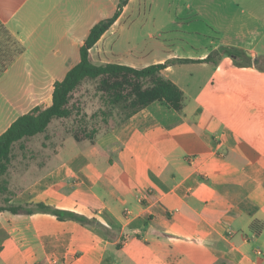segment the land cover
I'll list each match as a JSON object with an SVG mask.
<instances>
[{"label": "crops", "instance_id": "1", "mask_svg": "<svg viewBox=\"0 0 264 264\" xmlns=\"http://www.w3.org/2000/svg\"><path fill=\"white\" fill-rule=\"evenodd\" d=\"M118 2L0 0V71L37 58L39 44L76 43L80 52ZM152 2L130 0L91 59L102 64L111 51L120 61L110 62L143 68L205 59L221 47L264 56V0H204V44L190 35L199 52L179 55L171 41L146 49L121 39L128 14ZM11 39L14 50L17 42L24 47L19 56L10 54ZM62 47L60 61L41 65L44 80L32 79L23 96L2 92L8 106L0 135L35 106L52 104L54 83L80 61L66 67ZM238 61L223 53L218 63L169 65L162 74L184 90L182 112L156 101L85 139L88 147L51 165L15 198L19 204L9 197L0 203H44L96 220L83 225L39 210H0V264H264V70ZM31 138L19 142L24 151ZM48 146L39 151L60 154Z\"/></svg>", "mask_w": 264, "mask_h": 264}, {"label": "rangeland", "instance_id": "2", "mask_svg": "<svg viewBox=\"0 0 264 264\" xmlns=\"http://www.w3.org/2000/svg\"><path fill=\"white\" fill-rule=\"evenodd\" d=\"M151 4V7H141L140 10L131 11L128 14L118 28L121 39L124 38V42L132 45L138 43L146 49L156 48L157 41H171L172 48L180 47V50L175 51L178 55L199 52L197 51L199 45H196V40L190 35H197L200 43L204 44V0H153ZM1 34L4 38L3 32ZM81 34L83 33L80 32ZM12 42L11 39V56L16 53V50H24L21 44H17L14 50ZM62 46H65L70 56L66 61V67L78 62L80 52L76 43L72 45L39 44L37 58L28 56L12 71L8 73L0 71L2 72L0 74V127L3 125L8 106L5 107L6 102L2 92L7 93L8 90L11 98H18L23 96V91L30 85L32 79L44 80L45 71H41V65L50 60L60 61L58 57L60 58L61 49L64 48ZM109 53L108 56L101 57L102 64L111 60L120 61L118 56L112 55L111 51ZM95 59L98 60V56ZM1 63H5V60H0V65ZM98 83L99 79L84 80L73 93L71 106L74 107V115L66 119L55 118L46 133L37 134L29 140L27 150L20 148L21 142L14 145L8 171L5 174L0 173V203L5 202L8 197L15 200L38 177L45 174L51 165L68 159L74 151L88 147V141H77L74 138L76 131L84 135V131L91 132L93 129L99 131L106 126H116L126 122L127 111L110 105L107 97L98 90ZM46 135L49 136L46 137ZM42 143L49 144V149H59L60 154L46 156L47 152L39 151ZM46 158L47 165L39 166L38 164ZM4 187H7V190H3ZM15 204L19 203L15 200ZM33 206L36 207L37 204Z\"/></svg>", "mask_w": 264, "mask_h": 264}, {"label": "trees", "instance_id": "3", "mask_svg": "<svg viewBox=\"0 0 264 264\" xmlns=\"http://www.w3.org/2000/svg\"><path fill=\"white\" fill-rule=\"evenodd\" d=\"M129 1L119 0L113 15L100 20L91 28L84 44L80 47V61L67 71L62 80H57L54 83L52 104L49 106L43 104L35 106L29 112L20 115L0 135L1 174H5L9 169L15 143L46 132L55 118L66 119L74 115V107L71 106L73 93L86 79H99L98 90L107 97L110 105L127 111L125 118L127 121L132 115L156 101L162 102L178 112L183 111L186 99L184 90L173 80L162 74V71L171 64L204 61L218 63L222 54L226 53L239 59L240 61L237 64L240 66H256L258 69L264 70V56L252 59L245 52L234 47H221L205 59L178 57L165 62L150 64L143 68L116 62L95 63L90 57L91 49L120 18ZM17 44L19 43L17 42ZM22 52V49L17 50V56ZM97 133V129H93L91 132L84 131V135L76 131L74 137L77 141L85 139L94 141ZM20 148L24 150L26 146L21 144ZM3 190H7V187H4ZM7 201H9L8 198ZM0 210H9L13 213H32L39 210L54 214L60 220H75L83 225L96 224L95 219L44 203H38L36 207L23 205L1 206ZM257 224L256 221L253 223L252 228L254 230Z\"/></svg>", "mask_w": 264, "mask_h": 264}]
</instances>
